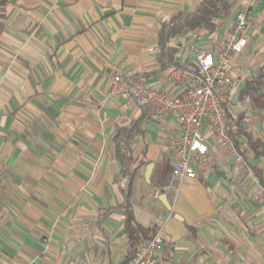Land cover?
I'll list each match as a JSON object with an SVG mask.
<instances>
[{
  "label": "crops",
  "instance_id": "crops-1",
  "mask_svg": "<svg viewBox=\"0 0 264 264\" xmlns=\"http://www.w3.org/2000/svg\"><path fill=\"white\" fill-rule=\"evenodd\" d=\"M198 2L7 0L0 7V173L7 176L0 264H120L129 246L125 200L135 226L159 230L172 255L186 264H264L263 187L253 173L257 168L264 178V156L257 154L264 137L253 128L264 125V110L240 96L264 63V0H230V12L214 32L196 29L186 42L177 41L183 34L171 40L177 66L142 78L179 94L184 85L167 71L194 66L190 44L218 49L226 18L250 6L248 43L235 58L243 76L232 88L241 107H226L239 124V147V135L246 137L243 163L211 141L214 169L167 188L174 118H153L132 97L109 92L116 72L126 79L159 67L161 23ZM143 108L149 114L132 140L129 182L119 176L113 136L120 121L137 119ZM247 125L253 126L250 134L243 131ZM252 141L260 147L252 148ZM140 238L141 244L148 240ZM157 252L158 264H167L164 248Z\"/></svg>",
  "mask_w": 264,
  "mask_h": 264
},
{
  "label": "built area",
  "instance_id": "built-area-1",
  "mask_svg": "<svg viewBox=\"0 0 264 264\" xmlns=\"http://www.w3.org/2000/svg\"><path fill=\"white\" fill-rule=\"evenodd\" d=\"M250 12L251 7L245 5L226 18L218 49H203L195 44L188 46V56L193 58L194 66L186 69L173 67L167 71L174 83L184 85L179 94L152 87L142 79H124L119 72L112 77L111 95L132 97L140 107L149 110L151 117L171 115L176 122L177 131L167 139V148L173 155L167 188L214 169V161L209 155L211 141L236 161L243 160V154L232 138L238 131V123L226 107L231 89L243 76L235 58L248 43ZM6 181L7 176L0 173V201ZM261 199L264 201V188ZM160 247L164 248L167 264H186L185 260L172 255L170 244L159 230L139 245L127 264H158Z\"/></svg>",
  "mask_w": 264,
  "mask_h": 264
},
{
  "label": "trees",
  "instance_id": "trees-1",
  "mask_svg": "<svg viewBox=\"0 0 264 264\" xmlns=\"http://www.w3.org/2000/svg\"><path fill=\"white\" fill-rule=\"evenodd\" d=\"M230 0H199L194 9L187 13L178 12L171 16L168 20H164L158 30L157 48L158 53L156 59L159 62V67L148 71L147 73H136L131 76L132 79H142L153 73H157L168 69L172 66H177L175 61V54L177 47L170 44L171 40L180 34L188 35L196 29H203L207 33H212L216 30L219 20L226 17L230 12ZM7 0H0V7L4 6ZM3 14L0 12V32L3 28ZM241 97H249L253 105L261 110H264V63L259 67L257 74L248 79L243 88L240 90ZM148 111L143 108L142 114L137 118L129 121H120L115 128L113 142L115 146V160L120 164L119 176L120 178H130L134 172L132 164L134 162L132 156L131 144L134 137L142 132V121L148 116ZM235 134L232 135L235 146L238 151L242 153V150L238 146L235 138ZM251 147L255 150L260 147L259 141L250 142ZM257 154L264 156V148ZM254 175L257 181L264 188V178L261 171L257 168H253ZM129 186V185H128ZM125 207L124 227L128 236L129 246L127 248L124 258L120 264H127L135 255V252L141 244L140 235L148 240L154 235L155 231H150L141 226H135L133 222V216L126 203ZM112 208L105 210L100 219L110 213ZM191 228V226L187 225Z\"/></svg>",
  "mask_w": 264,
  "mask_h": 264
},
{
  "label": "rangeland",
  "instance_id": "rangeland-1",
  "mask_svg": "<svg viewBox=\"0 0 264 264\" xmlns=\"http://www.w3.org/2000/svg\"><path fill=\"white\" fill-rule=\"evenodd\" d=\"M251 18V17H250ZM249 18V19H250ZM193 35H194V33L192 32V33H190V34H188V35H185V34H183V36L182 37H180V39H178L177 41H179V42H182V41H185L186 42V40H188V39H192L193 38ZM197 38H199L200 37V35H197L196 36ZM263 40H264V37H263ZM254 67V66H253ZM254 69H256V66L254 67ZM250 75H248L247 77H249ZM245 78H246V76H245ZM233 94V95H232ZM230 95H231V97H230V99H229V104H230V108H232V107H234L235 105H238V101H237V99H236V97H235V94L233 93V90L231 89V93H230ZM241 105H246V103H244V104H241ZM240 105H238L237 107H239ZM241 107V106H240ZM246 111V113H250V116L251 117H255V116H253V114H251V112H248L247 110H245ZM259 112H261V111H259ZM239 125V124H238ZM254 125V127L253 126H250L249 127V129H248V125L246 126V127H244V132H248L249 133V130L250 129H253V128H256V131H258V133H259V135H262L263 137H264V125H258V124H253ZM253 127V128H252ZM250 134V133H249ZM239 137H240V140H239V144H240V148L242 149V150H245V146H247V141H246V137L244 136V135H242V134H240L239 135ZM230 159H231V157H230ZM241 163H243L244 162V160H242V161H240ZM249 174V173H248ZM248 179H249V181L250 182H254L255 181V178H254V176L252 175V174H249V177H248ZM264 202V201H263Z\"/></svg>",
  "mask_w": 264,
  "mask_h": 264
},
{
  "label": "water",
  "instance_id": "water-1",
  "mask_svg": "<svg viewBox=\"0 0 264 264\" xmlns=\"http://www.w3.org/2000/svg\"><path fill=\"white\" fill-rule=\"evenodd\" d=\"M153 168V164L152 163H149L147 166H146V169H145V179L147 181H149V178H150V174H151V170ZM159 199L166 205H168L167 201H166V197H165V194L164 193H161L159 195ZM169 206V205H168Z\"/></svg>",
  "mask_w": 264,
  "mask_h": 264
}]
</instances>
